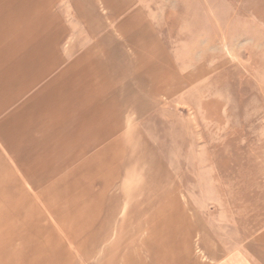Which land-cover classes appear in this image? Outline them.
I'll list each match as a JSON object with an SVG mask.
<instances>
[{"label": "rangeland", "instance_id": "374dc122", "mask_svg": "<svg viewBox=\"0 0 264 264\" xmlns=\"http://www.w3.org/2000/svg\"><path fill=\"white\" fill-rule=\"evenodd\" d=\"M39 4L0 0V34L26 36L15 7L28 8L26 21ZM134 4L131 17L112 21L97 3L60 0L63 56L4 51L13 63L0 73V264H43L49 254L52 216L25 183L46 173L33 148L48 138L31 124L50 102L77 129L62 126L57 142L130 148L131 196L190 212L217 256L238 251L264 264V0Z\"/></svg>", "mask_w": 264, "mask_h": 264}, {"label": "crops", "instance_id": "0c3cea01", "mask_svg": "<svg viewBox=\"0 0 264 264\" xmlns=\"http://www.w3.org/2000/svg\"><path fill=\"white\" fill-rule=\"evenodd\" d=\"M39 1L32 17L26 21L24 11L28 16V8L15 7V20H21L23 28L27 23L26 39L0 34V73L6 63L2 60L6 50L17 48L14 55L31 51L38 56L34 53L37 50L43 57H59L65 53L60 47L67 37L66 22L57 11L60 0ZM88 3L102 6L112 21L117 18L125 21L132 16V5L136 7V0H88ZM136 14L139 12L135 11ZM33 100L34 96L27 98L32 104ZM50 103L48 113L31 124L38 136L48 138L47 147L33 148L34 154L44 153L46 173L42 183L35 182L31 175L25 183L29 196H40L44 209L52 216V224H46L49 254L44 255L43 264H255L238 251L217 256L206 239L208 235L196 232L190 212L162 209L157 202L148 207L149 196H131L132 184L127 171L130 148L107 144L101 150L88 147L82 150L75 146V140L71 145L57 142V130L62 126L69 129L71 136L76 135L77 129L73 124L69 128L63 124L65 119L59 106ZM50 120L58 124H50ZM77 135L81 136V131ZM54 168L57 170L53 171ZM36 169L43 171L40 167ZM32 173L34 177L37 172ZM263 234L264 230L260 232ZM49 237L56 240V246L50 243ZM198 249L203 250L204 258L196 256Z\"/></svg>", "mask_w": 264, "mask_h": 264}]
</instances>
